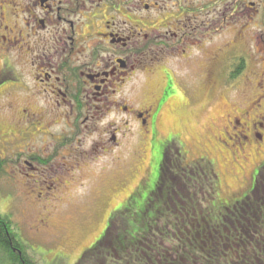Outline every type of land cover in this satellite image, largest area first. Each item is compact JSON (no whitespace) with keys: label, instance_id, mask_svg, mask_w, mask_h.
Wrapping results in <instances>:
<instances>
[{"label":"rangeland","instance_id":"374dc122","mask_svg":"<svg viewBox=\"0 0 264 264\" xmlns=\"http://www.w3.org/2000/svg\"><path fill=\"white\" fill-rule=\"evenodd\" d=\"M14 67L17 69L18 65ZM205 70L204 61L201 72L196 69L180 72L185 75L175 87L180 96L170 98L161 107L154 125V144L130 121L128 130L118 135L120 148L112 145L102 132L109 124L120 126L127 119L119 112L109 114L110 110L105 108V118L96 123L98 132L86 137L71 135L62 125L53 127L49 133L39 124L36 129L25 128L20 122L23 101L18 93L19 85H12L17 76L12 70L9 71L11 78L3 73L0 80V214L10 220L31 258L40 264H78L82 255L104 237L114 213L126 209L132 221L130 226L140 228L142 212L158 181L163 150L170 137L180 148L184 158L181 166L185 170L186 164L201 160L214 169L217 176L214 208L245 199L256 182L264 197V131L251 126L259 114H264V102H258L264 89L242 82L224 86L218 81H209ZM139 77L136 90L130 84L123 87L122 99L126 101L133 92L131 96L136 103H147L160 94L165 77L161 70L154 77ZM9 94L13 97L9 98ZM237 120L241 122L238 127ZM245 127L249 129L245 131ZM257 133L263 135L262 141ZM103 139L107 140L108 147L98 143ZM52 148H58L56 157L44 159L46 162L38 166L32 161L34 169L25 168L20 162L27 153V156L43 154L41 149L50 153ZM166 156L169 163L175 159L174 154ZM171 171H176V176ZM178 171L165 165L161 174L173 186L171 197L175 200L185 197L187 192L186 181L183 186L180 177L183 171L182 174ZM147 173L150 176L141 187ZM209 197L201 194L200 201ZM205 206L210 203L203 202ZM115 233L113 229L112 236ZM136 233V230L128 232L127 241L132 243L130 238ZM102 246L105 253L93 262L104 264L103 258L108 255L109 260L119 261L110 241L105 239ZM138 256L144 258L143 252ZM165 256L173 259L166 253ZM144 259L150 264L152 260L160 264L157 255ZM126 262L134 264L133 260Z\"/></svg>","mask_w":264,"mask_h":264},{"label":"flooded vegetation","instance_id":"af4514ba","mask_svg":"<svg viewBox=\"0 0 264 264\" xmlns=\"http://www.w3.org/2000/svg\"><path fill=\"white\" fill-rule=\"evenodd\" d=\"M204 61L209 81L264 89V0H0V80L3 73L11 78L10 70L17 76L20 122L29 130L39 124L49 133L62 125L86 137L98 132L96 123L109 109L127 119L102 132L112 145L121 147L118 135L130 121L154 144L161 107L180 96V72H201ZM159 70L164 87L153 100L136 103L133 92L130 102L122 99L123 87L138 88L139 76ZM253 121V129L264 131V114ZM107 140L98 143L106 147ZM40 151L23 155V167L54 159L58 148ZM164 151L162 160L174 154L167 165L176 169L181 151L172 137Z\"/></svg>","mask_w":264,"mask_h":264},{"label":"trees","instance_id":"16d2710c","mask_svg":"<svg viewBox=\"0 0 264 264\" xmlns=\"http://www.w3.org/2000/svg\"><path fill=\"white\" fill-rule=\"evenodd\" d=\"M175 161L178 172L183 171L180 177L183 186L186 181V196L177 200L171 197L173 186L161 177L167 165L162 160L155 189L142 212L140 228L130 226L132 221L127 209L114 213L104 237L82 255L78 264L88 260V264H97L93 260H99L105 253L102 246L105 239L117 250L119 261L109 260L108 255L103 258L104 264H126L127 260L150 264L144 258L151 259L154 255L160 264H264V197L258 182L255 181L245 199L214 208L217 176L212 166L201 160L186 164L185 170L181 166L184 158L180 156ZM201 194H208L209 200L200 201ZM202 201L209 202L210 206L203 207ZM132 230L137 233L130 238L131 243L127 241V233ZM139 252H143L144 258L138 256ZM165 253L173 259H167ZM0 264H40L27 254L19 233L1 214ZM152 264H157L156 260Z\"/></svg>","mask_w":264,"mask_h":264}]
</instances>
